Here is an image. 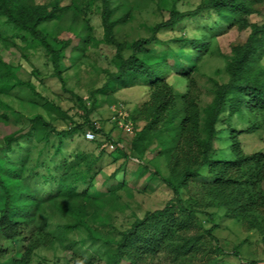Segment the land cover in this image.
<instances>
[{
  "label": "trees",
  "instance_id": "16d2710c",
  "mask_svg": "<svg viewBox=\"0 0 264 264\" xmlns=\"http://www.w3.org/2000/svg\"><path fill=\"white\" fill-rule=\"evenodd\" d=\"M99 1L104 29L102 41L116 47V69L109 70L101 86L92 92L114 93L129 86L134 80L145 88L147 100L142 106H136L131 115V119L144 122L140 129L134 130L132 149L139 159L153 150L151 162L156 168L154 175L158 176L175 196L162 208L147 211L144 217L136 218L130 227L120 232L117 240L109 241L111 247L103 257L106 264H188L187 260L191 261L192 258H198L199 264H221L223 259L220 258L226 254L235 255L241 261L240 264H250V260L243 262L244 259L237 249L238 245L232 252L219 246V239L214 230L218 226V217L237 218L248 231H257L264 245V151H244L237 137L238 132L252 133L264 129V67H256L261 56L259 50L264 48V11L261 12L264 0H201L195 9L186 10L175 8L178 0H172L174 6L170 8L169 18L151 27L150 35L137 37L131 42L117 38L115 27L119 18L112 17L115 8L113 2L117 1V8L124 5V0ZM152 1L159 9L164 6L162 0ZM30 2L0 0V35L4 34L1 33L3 29L5 32L6 29L13 28L15 36L23 40L37 41L38 45L45 48L54 73L66 87V78L61 69L62 58L71 60L73 66L78 68L89 46L99 43L100 39L91 37L88 32L72 31L77 42L59 40L60 43L54 45L41 28V24L69 12V5L62 4L60 0L45 4ZM135 2H125L128 3L125 10L132 15L133 10L142 8ZM216 13L222 16L220 20L213 19ZM253 13L259 14L260 20H251L249 16ZM185 18L194 19L192 25L198 33L189 35L186 32L178 39L173 37L168 41L164 40L165 46L162 49L167 50L154 53L149 45L162 40L158 32L176 28ZM225 23L238 24L239 29H247L249 34L244 41L232 44L234 53L227 65L228 79L216 86L210 102L201 104L200 94L193 89L196 85L194 74L198 70L197 63L209 50V43L205 41L209 32H212L214 37V28L224 26ZM204 25L205 30L202 28ZM182 47L186 49L182 60L186 61L192 51L195 56L191 63L182 61L179 67L173 68L166 56L169 52L177 54ZM0 69L3 70L1 76L4 79V74L8 75L7 72L12 70L1 56ZM173 73L188 82L186 93L175 90L170 81ZM17 79L15 85L28 86L38 94L32 81ZM76 97L83 102L81 96L76 94ZM40 119L39 115L30 119L32 128L23 137L31 136L35 125L40 121L42 126H47L48 123ZM220 123L225 126L220 127ZM81 126L77 124L67 129L53 127L58 138L55 151L63 153L66 160L68 152L64 149L65 139L76 134ZM240 126L242 127L239 130ZM88 130L95 132L96 137L89 141L94 142L96 146L101 143L100 135L118 143L110 132L98 127L95 121H88ZM220 130L226 132L229 140L228 156L214 153V143ZM20 144V138L9 136L2 146L6 150L5 156L0 157V193L3 198L0 207V264L28 263L34 247L31 242L20 255L6 254L24 241V227L28 226L29 222L40 220L39 211L44 209V201L56 199L51 191L38 194L28 186L22 176V168L5 164L11 159V151L16 148L14 146L18 147ZM120 152L124 159L131 156ZM88 155L89 153L83 152V156ZM27 157L28 155H25L21 158V166ZM164 163L167 172L161 170L160 166ZM65 164L67 163L55 166L51 163L41 164L45 173L37 171L39 179L46 184L64 181L69 175ZM121 166L118 164L113 177L122 172ZM205 166L208 169L205 176L208 183L203 186L201 196L183 198L182 189L187 187L193 178L198 177ZM75 173L76 171L73 172ZM86 179V173L79 171L56 195L69 198L71 194L77 193L78 183ZM82 196L84 201L81 205L63 208L74 218V222L58 225L65 233L80 225L92 231L87 216L94 215V212L90 213L87 208L94 203L93 200L99 199L90 198L86 190ZM68 208L71 210L68 211ZM200 214L205 218H200ZM207 221L211 222L208 228L205 225ZM32 231L31 238L34 237L35 240L40 239V234L44 235V238H48L50 234V231L43 234L37 228ZM204 234L209 236V240L204 238ZM48 240L50 241L49 238ZM83 261L87 262V259Z\"/></svg>",
  "mask_w": 264,
  "mask_h": 264
},
{
  "label": "rangeland",
  "instance_id": "374dc122",
  "mask_svg": "<svg viewBox=\"0 0 264 264\" xmlns=\"http://www.w3.org/2000/svg\"><path fill=\"white\" fill-rule=\"evenodd\" d=\"M50 1L53 0H29L30 3L39 4ZM126 1L128 0H124V5L117 8V1H114L115 8L112 13L113 18H119V23L115 27L117 38L126 42L150 35L151 27L168 19L170 8L174 6L172 0H165V2L154 0L163 3L164 6L160 9L153 4L152 0H132L142 7L133 10L132 15L125 10V5L128 6V3L125 4ZM200 1L178 0L175 8L195 9ZM60 2L69 5V12L41 24V28L54 45H58L59 40L77 42L72 31L88 32L91 37L100 39L99 43L89 46L78 68L73 66L71 60L62 58L61 69L66 78V87L54 73L45 48L38 45L37 41L23 40L15 36L13 28L6 29L5 32L3 29L1 33L4 34L0 35V56L12 67L11 72H7L8 75L4 74L6 79L1 76L5 68L2 71L0 69V157L5 156L6 150L2 146L5 145L9 136L20 138V146H14L16 148L11 151L12 157L5 164L22 168V176L26 184L38 194L51 191L56 198L44 201V209L39 211L40 220L29 222L28 226L24 227V241L20 242L13 251H8L6 255L22 254L25 246L31 242L34 247L27 264H106L103 257L106 250L111 247L109 241L117 240L120 232L130 227L136 218L144 217L147 211L162 208L175 196L172 190L154 175L156 168L151 162L153 150L139 159L132 149L131 139L134 130L140 129L144 122L131 119V115L136 106H142L147 100L145 88L134 80L129 86L114 93L92 92L101 86L109 70L116 69V47L102 41L104 29L100 1L60 0ZM263 8L261 12L264 11ZM220 18H222L220 13H216L213 19L220 20ZM249 18L253 21L260 20V15L253 13ZM193 21L192 18H185L177 24L176 28L159 31L158 36L162 40L149 47L154 53H159L161 50H167V48L162 49L165 46L164 40L168 41L173 37L178 39L186 32L189 35L198 33L192 25ZM202 28L205 30V25ZM213 33L214 37L212 32H209L207 40L205 39L209 43V50L197 63L198 70L194 74L196 85L193 89L200 94L201 104L210 102L216 86L228 79L227 65L234 53L232 44L236 41H244L249 30L239 29L238 24L225 23L224 26L215 27ZM2 35L3 38H1ZM185 50L182 47L177 54H171V52L167 54L168 62L173 68L179 67L184 61L182 56ZM259 52L261 56L258 58L256 67L258 65L264 67V48ZM194 56L192 51L184 63H191ZM17 78L32 81L38 94L31 91L28 86L15 85ZM170 81L177 92H187L188 82L176 73L171 74ZM76 94L82 97L83 102L78 100ZM38 115L48 123L47 126H42L40 121L35 125L31 136L23 137L32 128L30 119ZM89 120L95 121L98 127L110 132L118 143L104 135L99 137L101 139L99 146L87 140L84 133L88 130ZM77 124L82 125L80 130L65 139L64 149L68 152V160H66L63 153L55 151L58 138L53 129H67ZM224 126L225 124L220 123V127ZM241 127L238 129L240 130ZM237 137L244 151H264V129H258L252 133L238 132ZM228 146L226 132L220 130L214 143V153L228 156L230 153ZM120 151L131 155L130 158L124 159ZM83 152L89 155L85 157ZM25 155L28 157L21 166L20 160ZM63 162L67 163L65 165L69 171L64 181L51 184L41 182L37 172L45 173V168L41 164L51 163L55 166ZM118 164L122 165V172L113 177ZM160 167L163 172H167L165 163ZM75 171L76 173L73 174ZM79 171L86 173L87 179L78 183L77 193L71 194L69 198L56 195ZM207 171V167H203L200 175L193 178L188 186L182 189L183 198L201 196L203 186L208 183L205 180ZM84 190L90 198L99 199L93 200L94 203L87 208L90 213L94 212V215L87 216L92 231L80 225L65 233L61 227L58 228V225L74 222V218L69 212L64 211V206L81 205L84 201L82 196ZM2 200L0 193V207ZM70 210L68 208V211ZM199 217L205 218L203 214ZM217 222L218 226L214 234L219 239V246L225 251L232 252L238 245L237 249L241 258L244 259L243 262L250 260V264H264V245L257 231H248L237 218L220 216ZM205 225L208 228L211 222L207 221ZM35 228L43 234L50 231L48 236L50 241L41 234L40 239L31 238L32 230ZM204 238L209 240L208 235L204 234ZM210 240L212 241L211 238ZM213 255L216 254L213 253ZM83 259H87V262ZM197 259L187 260L188 264H199ZM220 259H223L221 264L241 263L232 254H226ZM158 261L160 262V259Z\"/></svg>",
  "mask_w": 264,
  "mask_h": 264
},
{
  "label": "built area",
  "instance_id": "2783aa9c",
  "mask_svg": "<svg viewBox=\"0 0 264 264\" xmlns=\"http://www.w3.org/2000/svg\"><path fill=\"white\" fill-rule=\"evenodd\" d=\"M124 125V124H123ZM126 125V124H125ZM128 131V130H127ZM85 136H86V139H88V140H92V139H94L95 137H96V134H95V132H93V131H91V130H88V131H86V133H85Z\"/></svg>",
  "mask_w": 264,
  "mask_h": 264
}]
</instances>
